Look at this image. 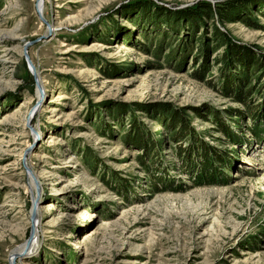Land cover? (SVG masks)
Returning a JSON list of instances; mask_svg holds the SVG:
<instances>
[{
    "label": "rangeland",
    "instance_id": "obj_1",
    "mask_svg": "<svg viewBox=\"0 0 264 264\" xmlns=\"http://www.w3.org/2000/svg\"><path fill=\"white\" fill-rule=\"evenodd\" d=\"M194 11L196 30L150 20ZM216 28L264 66V0H0V264H264V71L248 105L224 95L240 69ZM156 108L184 115L217 177Z\"/></svg>",
    "mask_w": 264,
    "mask_h": 264
},
{
    "label": "trees",
    "instance_id": "obj_2",
    "mask_svg": "<svg viewBox=\"0 0 264 264\" xmlns=\"http://www.w3.org/2000/svg\"><path fill=\"white\" fill-rule=\"evenodd\" d=\"M197 6L199 7H194V8H198V9L200 8L202 10L205 9L206 11L205 15L207 17L211 16V13L215 11V8L213 9L212 5L208 3H200ZM217 9L219 11L218 12L219 15L222 11V15H220L222 19L230 20L232 19L233 16L239 14L238 10H236L235 7L232 6L231 3L229 2L222 4L221 6L217 7ZM224 12L227 15H223ZM160 14H157L156 16H152L150 18L151 23H155L157 25H159L160 23H166L167 24L166 26L174 33L182 30L181 25H182V22L185 20L187 23L191 24L190 26L192 27L193 30H196L194 28H197L199 22L202 21L201 14H198V12L196 11L192 13L168 12V14L166 15H163V14L160 15ZM157 18H158L157 20L158 22L152 21V19H157ZM161 18H164V21H162ZM245 21H247V19ZM216 33L221 38V40H223L224 45L227 46V48H229V50L231 51V54L234 56L232 58L233 60L231 61V63L230 61H227L228 58L226 57H223L224 59H222L220 62L223 65H225L224 67L228 68V66L233 65V66H237V68L240 69L239 71L240 79L238 80L236 84L235 82L232 81V79H227V78L224 79L226 80L225 83H222V87L224 88V91H225L224 95L234 97L237 103L248 105V101L251 98L252 94H251V90H248L246 88H248L249 82L252 80L251 77H253L256 73H259V72L262 73V71H264V66L261 65L258 56L256 55L255 51L252 48L243 47L242 50L239 51L238 50L239 45H237L233 41V39L228 33H224L217 28H216ZM168 35L169 34H166V32L165 34H163L165 39H168ZM236 112L238 113V111ZM154 113L157 114L158 116L162 115L164 117L163 119H159V120L161 121V123L164 122V125L168 128L170 133H172V135L169 136V137H172V140L169 143L171 144V142L173 141H175L176 143H183L182 147L186 142H188V145L193 144V146L191 148H188V150L193 152V154L195 152L196 155L200 158V165L203 171L202 174H205V177H211V178L217 177L218 175L214 176L215 168H211L212 163H210L211 160L208 155L210 149L208 148L207 145L203 143V140L199 138V135L196 133L195 129L194 128L192 129V127H190V124L188 123V121L184 119V115L180 112H176L172 110L170 111L163 110L159 108H156L154 110ZM239 114L242 116V113L239 112ZM135 130H137L136 127H135ZM137 132L138 133L134 137L129 138L130 139L129 141L131 143L130 145L131 146L134 145L143 151L145 149L147 150L146 152L149 153L152 150L151 146L148 147L144 145L142 133L139 132V130H137ZM225 132L227 133L229 137H232V139L236 138L237 136L235 133H231L228 129H226ZM253 135H254L253 138L255 140L262 139L263 137V136L259 137V133H255V134L253 133ZM152 141L151 143L153 144H160V143H156L158 141L154 139H152ZM193 154L189 153L187 158H184V161L186 162V159H188L187 162L192 164ZM214 154L215 156L214 155L213 156L216 158L215 159L213 157L214 162L223 164V162L225 161L226 162L225 164L227 165L228 168L232 166L231 161L229 160V158L227 159V156L225 154H221L217 152Z\"/></svg>",
    "mask_w": 264,
    "mask_h": 264
},
{
    "label": "bare ground",
    "instance_id": "obj_3",
    "mask_svg": "<svg viewBox=\"0 0 264 264\" xmlns=\"http://www.w3.org/2000/svg\"><path fill=\"white\" fill-rule=\"evenodd\" d=\"M39 9L42 10V5L41 4L39 5ZM38 96H40V93H38ZM37 112L38 111H34V113H37ZM32 190H35V189L32 188ZM35 199H36V196H34V200ZM35 202H37V199L35 200ZM32 218L34 220V222H33L34 223L33 224V229L34 230H33V237H32V240L33 241H32V243H30L31 246L29 247V248H31V251L30 252L35 251V249L37 248V245H38L37 232H38V226H39L38 221L40 219V209L39 208H35L34 209V212L32 214ZM26 250H27V248L25 247V245L17 248V250H14L13 251V253L11 255V260H13L14 258L17 259V258H19L21 256L23 258V256H25L26 253H27Z\"/></svg>",
    "mask_w": 264,
    "mask_h": 264
}]
</instances>
